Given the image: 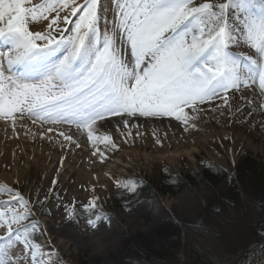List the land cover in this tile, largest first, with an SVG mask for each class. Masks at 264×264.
Returning <instances> with one entry per match:
<instances>
[{
    "label": "snow or ice",
    "instance_id": "1",
    "mask_svg": "<svg viewBox=\"0 0 264 264\" xmlns=\"http://www.w3.org/2000/svg\"><path fill=\"white\" fill-rule=\"evenodd\" d=\"M41 20L45 29L30 27ZM0 42V118L13 127L26 116L41 126L74 125L94 147H117L111 135L96 134L106 117L124 118L125 128L136 116L187 125L185 109L230 106V93L257 83L264 93V0H0ZM245 45L255 54L234 50ZM59 136L79 147L71 134ZM117 187L135 194L138 185ZM0 191L11 196L0 210V264H60L57 250L36 239L45 230L25 196ZM99 200L81 212L75 201L65 205L66 217L86 216L93 230L110 226Z\"/></svg>",
    "mask_w": 264,
    "mask_h": 264
},
{
    "label": "rangeland",
    "instance_id": "2",
    "mask_svg": "<svg viewBox=\"0 0 264 264\" xmlns=\"http://www.w3.org/2000/svg\"><path fill=\"white\" fill-rule=\"evenodd\" d=\"M41 2L33 0L36 4ZM47 23L41 20L30 27L40 31ZM62 27L71 28L72 25ZM32 119L31 116L18 119L13 127L10 120L0 118V141L3 139L10 148L29 143L43 152H50L56 159L49 161L47 167L42 162L31 163L28 167L25 159L17 162L8 159L0 169V175L8 173L12 180L5 184L1 182L0 189L12 188L25 196L45 230V234L37 235L36 239L44 248L57 250L60 264L129 263L130 248L144 253L147 240L161 242L157 233L169 222L179 227L181 237L173 246L170 241L168 246L157 248L168 257L164 264L264 263V252L261 251L264 249V130L261 128L254 130L255 138H249L247 147L235 156H229L232 150L225 145L221 151L200 150L195 159L182 157L176 162L161 159L163 154H172L176 152L174 150L163 149L161 154L146 151L152 158L151 164L140 161V166H134L123 176L113 175L107 186L98 187L94 177L81 181L76 173L66 178L59 176L64 163L68 162L73 171L81 169L82 164L76 161L79 150L74 144L68 146L70 156H62L67 141H63L59 132L63 130L82 138L79 133L85 131L74 125L41 126L39 121L33 124ZM212 119L218 124L225 123L217 117ZM50 127L53 131L47 132ZM122 127H99L96 134L111 135L117 152L126 147L115 142L117 136H124ZM84 137L83 141L93 146L87 133ZM83 141L77 140L78 143ZM135 148L137 146L133 145L126 149ZM114 156H110L108 162ZM169 159L173 160L170 156ZM93 160L90 154L85 163L92 165ZM15 172L17 178H14ZM129 180L138 185L135 194L117 187L118 182L127 183ZM94 196L100 198L98 210L109 214L110 226L101 222L98 229L93 230L86 223V216H80L75 222L66 217L65 205L75 201L77 212H81L80 206ZM0 198L3 200L0 210H5L4 202L11 196L0 191ZM49 209L51 214H46ZM150 264L162 263L153 261Z\"/></svg>",
    "mask_w": 264,
    "mask_h": 264
},
{
    "label": "bare ground",
    "instance_id": "3",
    "mask_svg": "<svg viewBox=\"0 0 264 264\" xmlns=\"http://www.w3.org/2000/svg\"><path fill=\"white\" fill-rule=\"evenodd\" d=\"M111 19V13L109 14ZM245 54L254 55V49L245 45L240 49H234ZM264 93L259 89L258 83L251 85L247 88L242 87L240 91L235 92L234 95L230 93V106H224L219 100L210 104H205L202 107V111L197 114H193L191 109H185L190 116L193 117L187 125L182 121L176 120L174 117H131L128 118L129 123L125 128L123 120L124 118L117 116L112 120L105 119L101 127H117L121 126L124 136H117L115 142L119 145L126 146L124 150L114 151V148L106 143L99 142L96 147L87 145L83 141V137L86 132H81L79 135L73 136V140L77 142L78 139H82L83 142L78 143V155L76 161L82 163L81 169H75L73 171L69 163L66 162L62 165L59 176L62 178L68 177L72 173H76L81 181H84L86 177H94L97 180V186H107L109 177L113 175L125 174L128 170L136 165L140 166V161H144L146 164L152 163L151 156L146 154V151L150 153H159L165 149L166 151L174 150L172 154H163L161 159L166 162H176L182 157L188 159H195V155L198 151H209L211 149L223 150L224 145L229 146L231 154L235 156L241 149L247 147L249 138H255L254 130L261 128L264 130ZM239 109V110H238ZM227 111V112H226ZM223 112V116L221 113ZM226 113L228 116L226 117ZM217 117L222 123L218 124L212 118ZM117 123V126H116ZM113 124V125H112ZM193 124L195 127H193ZM225 125V126H224ZM130 133V135H129ZM105 135V134H104ZM85 139V137H84ZM1 140V139H0ZM73 144H67L62 148V156H70L71 147ZM76 146V144H74ZM133 145L137 146V150H128ZM69 146V147H68ZM77 147V146H76ZM96 148L100 149V152L96 155L93 153ZM140 150V151H138ZM141 150H144L142 153ZM229 150V149H228ZM100 153L104 154V159L101 158ZM92 154L94 160L92 165L85 163L88 161L89 156ZM115 155L113 160L108 162L110 156ZM169 156L173 160L169 159ZM56 156L50 154V152H43L39 148L26 143L19 147L10 148L5 143L0 141V169L5 165L8 159H12V162H17L19 159H25L28 167L31 163L36 164L42 162L44 166H48L49 161L55 160ZM86 160V161H85ZM99 175L94 173L99 172ZM96 171V172H94ZM17 172L14 174V178H17ZM12 177L8 173H2L0 175L1 182H11ZM93 179V184L96 186V182ZM3 200L0 198V205ZM4 234V229L0 228V235ZM17 250H13V254ZM21 253L23 248L18 249Z\"/></svg>",
    "mask_w": 264,
    "mask_h": 264
},
{
    "label": "trees",
    "instance_id": "4",
    "mask_svg": "<svg viewBox=\"0 0 264 264\" xmlns=\"http://www.w3.org/2000/svg\"><path fill=\"white\" fill-rule=\"evenodd\" d=\"M206 176L209 177L208 173H206ZM178 180V178H176ZM158 236L161 238V242H155L154 240H147L145 243V248L143 249L145 252L142 253L145 255L143 258L142 254L139 251H134L133 247L130 249L132 250L131 258L129 259V263L126 264H147V263H153V261H159L162 264L165 263L166 259L168 257L161 254L157 248L161 246H168L170 241L172 242V246L177 243L180 240L181 237V231L179 227L174 222L167 223L166 226L162 227L158 231ZM130 245H128L129 247ZM149 257H148V256ZM137 262V263H135Z\"/></svg>",
    "mask_w": 264,
    "mask_h": 264
}]
</instances>
